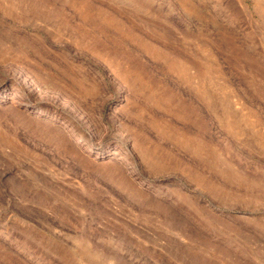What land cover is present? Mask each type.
Masks as SVG:
<instances>
[{
	"label": "rangeland",
	"instance_id": "1",
	"mask_svg": "<svg viewBox=\"0 0 264 264\" xmlns=\"http://www.w3.org/2000/svg\"><path fill=\"white\" fill-rule=\"evenodd\" d=\"M0 264H264V0H0Z\"/></svg>",
	"mask_w": 264,
	"mask_h": 264
}]
</instances>
